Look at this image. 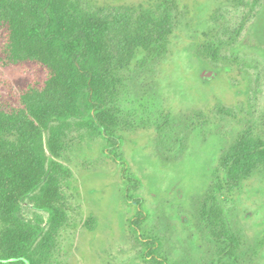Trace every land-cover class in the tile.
<instances>
[{
	"label": "rangeland",
	"instance_id": "1",
	"mask_svg": "<svg viewBox=\"0 0 264 264\" xmlns=\"http://www.w3.org/2000/svg\"><path fill=\"white\" fill-rule=\"evenodd\" d=\"M81 1L116 13L165 0ZM166 1L174 21L167 55L156 65L133 67L114 104L118 162L85 122L70 121L64 129L68 150L60 162L72 173L69 187L62 188L66 220L44 264H145L142 244L130 233L139 210L145 232L156 234L158 219H166L160 236L169 253L175 232L185 239L189 232L200 235L195 225L202 229V204L211 198L206 213L216 224L210 230L237 238L241 264H264V165L230 194L219 193L215 179L210 184L214 171L216 179L224 178L221 154L238 134L263 137L264 0ZM0 72L8 104L43 74L34 64H0ZM21 208L33 217L29 201ZM182 244L178 255L187 252L184 239ZM206 245L212 253V243ZM206 259L207 253L197 262Z\"/></svg>",
	"mask_w": 264,
	"mask_h": 264
},
{
	"label": "trees",
	"instance_id": "2",
	"mask_svg": "<svg viewBox=\"0 0 264 264\" xmlns=\"http://www.w3.org/2000/svg\"><path fill=\"white\" fill-rule=\"evenodd\" d=\"M162 4L105 13L81 0H0V64H34L43 73L10 104L0 91V264H44L50 257L66 220L62 188L72 179L60 162L68 150L64 129L85 122L114 153V104L128 74L136 65L158 64L169 51L173 14ZM261 126L262 138L238 134L221 154L227 194L264 165ZM26 201L31 219L21 211Z\"/></svg>",
	"mask_w": 264,
	"mask_h": 264
},
{
	"label": "flooded vegetation",
	"instance_id": "3",
	"mask_svg": "<svg viewBox=\"0 0 264 264\" xmlns=\"http://www.w3.org/2000/svg\"><path fill=\"white\" fill-rule=\"evenodd\" d=\"M169 121L165 116L162 118V122L160 125L165 126L166 123ZM162 126V127H163ZM244 136L241 135V138H250L251 141L256 140L258 137H252L249 135V133H243ZM118 146V145H117ZM111 147H105L106 155H108L111 159H114L115 162H118L117 158L115 157V154H111L110 152ZM118 147H116L117 149ZM115 151V150H114ZM221 162V161H220ZM224 173V166L223 163L219 164ZM215 179V184L217 185V189H220L219 193H222V190L225 188L224 186V178L220 180V178L216 179V172L214 171L213 176L210 178V184L213 183V180ZM129 199V198H128ZM214 198L207 199V203H203L202 206V213L201 218L203 221V227L202 229H199L197 225V231L200 232V235L197 236L198 233H191L189 232V235H187V238L185 239L184 236L182 237L179 235V232H175V244L177 245H171L169 246V253H166V249L163 246L162 238L160 236L161 231L164 227V221L165 218L158 219V232L156 230V234H154V231L152 232H145L143 229V223L146 221V218L144 217V214L140 212L138 217L135 216L130 220V228H131V234L134 237V239L142 244L141 249V255L142 260L145 264H241L242 259V252L239 242L236 238L237 243L235 245L229 244L227 240H231L228 233L219 231L214 232L210 230V226H214L216 224V219L214 216L209 215L206 213V210H211L210 206H208V203L213 201ZM131 200V199H129ZM132 201V200H131ZM130 202V201H129ZM139 203H141L140 199H137L136 201V207L139 208ZM207 207H210L207 209ZM175 217V216H174ZM189 216L184 217L183 221L184 223L190 222ZM181 218V217H180ZM179 218V219H180ZM169 219V217H168ZM162 224V226H161ZM193 226V225H192ZM155 226V228H157ZM140 229L143 230V233L140 231ZM202 233V236H201ZM200 237L205 238L203 239V242H201L199 239ZM183 239L185 240V244L188 245L186 248L187 252L180 253L178 255V248L182 251L184 249V245L182 244ZM211 242L213 245V251L212 253L208 252V247L206 245V242ZM180 243V244H178ZM231 243V242H230ZM179 245V246H178ZM185 251V249H184ZM205 253L208 254V258L206 260H203L201 262H197L198 259H202L205 255ZM211 254V257H210ZM197 262V263H196Z\"/></svg>",
	"mask_w": 264,
	"mask_h": 264
},
{
	"label": "water",
	"instance_id": "4",
	"mask_svg": "<svg viewBox=\"0 0 264 264\" xmlns=\"http://www.w3.org/2000/svg\"><path fill=\"white\" fill-rule=\"evenodd\" d=\"M24 261H25V260H24ZM25 263H26V264H28V262H27V261H25Z\"/></svg>",
	"mask_w": 264,
	"mask_h": 264
}]
</instances>
